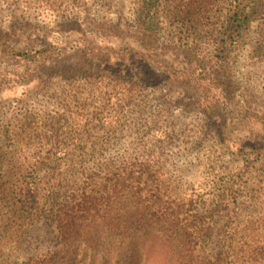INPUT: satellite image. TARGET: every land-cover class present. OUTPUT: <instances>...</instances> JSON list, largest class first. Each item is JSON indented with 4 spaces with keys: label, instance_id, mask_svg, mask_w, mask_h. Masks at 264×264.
<instances>
[{
    "label": "rangeland",
    "instance_id": "obj_1",
    "mask_svg": "<svg viewBox=\"0 0 264 264\" xmlns=\"http://www.w3.org/2000/svg\"><path fill=\"white\" fill-rule=\"evenodd\" d=\"M144 1L0 0V190L4 182L19 183V169L33 155L65 149L116 159L153 150L167 181L181 191L243 183L240 172L253 147L262 152L264 170V5L228 57L226 87H210L200 100L194 88L165 80L164 67L153 61L154 54H170L181 62L183 45L154 51L142 40ZM166 19L162 13L155 38L165 46L186 43ZM188 44L205 54L212 48L204 32ZM118 73L121 86L127 75L143 84L130 104ZM144 122H150L146 130L133 132L134 123ZM260 201L255 212L264 219ZM6 229L0 224V234ZM34 235L30 229L1 238L0 264H25L43 244Z\"/></svg>",
    "mask_w": 264,
    "mask_h": 264
},
{
    "label": "trees",
    "instance_id": "obj_2",
    "mask_svg": "<svg viewBox=\"0 0 264 264\" xmlns=\"http://www.w3.org/2000/svg\"><path fill=\"white\" fill-rule=\"evenodd\" d=\"M144 2L142 40L154 51H175L183 45L181 62L170 54H154L153 61L164 67L165 80L194 88L193 97L200 100V92L226 87L228 57L264 5L262 0H232L222 8L223 0ZM162 13L186 43L172 40L165 46L155 38ZM202 32L212 45L206 54L187 47ZM127 76L121 86L118 73L123 101L130 104L143 84ZM149 124L134 123L133 132L139 135ZM53 129L59 136V126ZM253 152L240 172L239 179L246 177L243 183L222 181L207 192L181 191L169 183L153 150L117 159L94 149L35 154L19 169V183L4 182L0 190L6 203L0 201V224L7 227L0 239L18 238L33 229L43 244L25 264H264V219L255 212L264 199L263 159L258 148Z\"/></svg>",
    "mask_w": 264,
    "mask_h": 264
}]
</instances>
